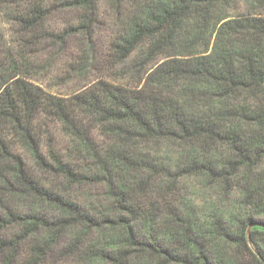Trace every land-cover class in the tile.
Segmentation results:
<instances>
[{
    "label": "trees",
    "instance_id": "1",
    "mask_svg": "<svg viewBox=\"0 0 264 264\" xmlns=\"http://www.w3.org/2000/svg\"><path fill=\"white\" fill-rule=\"evenodd\" d=\"M0 6L19 47L0 63V264H264V0ZM78 37L84 80L42 87L39 56Z\"/></svg>",
    "mask_w": 264,
    "mask_h": 264
},
{
    "label": "rangeland",
    "instance_id": "2",
    "mask_svg": "<svg viewBox=\"0 0 264 264\" xmlns=\"http://www.w3.org/2000/svg\"><path fill=\"white\" fill-rule=\"evenodd\" d=\"M102 9L104 12L108 13L107 8L102 7ZM74 16L75 14L73 15L72 12L69 11L54 12V14L50 18L51 21L49 23L51 30L62 28L65 23L72 22ZM111 28L112 27H110V29ZM105 30H107L106 27H104V29L99 32L98 37H101L102 35L106 36ZM107 34H109L108 31ZM17 38L18 37L16 36V33L14 32L11 25V20L7 18L4 9L0 6V63H5L4 60L8 53L16 57L19 51ZM104 39L105 38H103L102 40ZM81 41L82 37H78L77 39L69 42L70 48H68V50L63 51L59 49L55 51L57 53V57H55V59L53 60H51L47 55L48 53H45L44 56H39V59L36 62L39 67L36 65L32 73L34 78L38 80L37 82H41L40 84H42V87L48 89L53 88L52 91L54 92H66L68 90H71L72 88L77 87L80 82L84 80L85 76H78L77 78L75 76L72 78L71 74H68V72H66L65 70L66 67H68L70 64L68 59L69 51L77 48ZM101 44L103 47L104 42H102ZM47 61H50L52 65H50V62L47 64ZM104 63L106 64L107 61H104ZM91 71L92 70H89V74L87 73L86 75L91 76ZM186 184L187 187H190L189 192H194L193 198L194 200H196V203L201 207V209L208 210V208L210 207V202L215 201V191L207 188V184L200 179L187 180ZM203 199L209 201L205 203Z\"/></svg>",
    "mask_w": 264,
    "mask_h": 264
},
{
    "label": "water",
    "instance_id": "3",
    "mask_svg": "<svg viewBox=\"0 0 264 264\" xmlns=\"http://www.w3.org/2000/svg\"><path fill=\"white\" fill-rule=\"evenodd\" d=\"M251 247L252 249L255 251V253L257 252L256 249L254 248L253 244L251 243Z\"/></svg>",
    "mask_w": 264,
    "mask_h": 264
}]
</instances>
